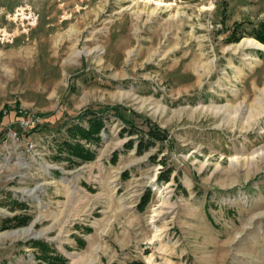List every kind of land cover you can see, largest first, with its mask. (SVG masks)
<instances>
[{"label":"rangeland","instance_id":"374dc122","mask_svg":"<svg viewBox=\"0 0 264 264\" xmlns=\"http://www.w3.org/2000/svg\"><path fill=\"white\" fill-rule=\"evenodd\" d=\"M262 23L264 0H0V264H49L33 241L66 264H264ZM114 105L166 140L125 148ZM85 110L106 129L71 162Z\"/></svg>","mask_w":264,"mask_h":264},{"label":"trees","instance_id":"16d2710c","mask_svg":"<svg viewBox=\"0 0 264 264\" xmlns=\"http://www.w3.org/2000/svg\"><path fill=\"white\" fill-rule=\"evenodd\" d=\"M258 41L264 44V24L262 23L259 28L254 29L252 33ZM243 35L236 36L233 35L230 38V42H238L241 40ZM113 109L115 113L122 120L123 125L120 129L122 136H128L129 139L125 143V148H133L137 150V153L142 154L146 150H149L158 141L164 142L167 138V132L160 128L159 126L152 125L148 129H141L134 124L133 120H128L119 111L120 106L114 105L107 107ZM4 111H0V116H3ZM106 115L102 111L85 110L82 111L77 118H75L74 123L69 125L67 128V137L60 142L59 152L66 151L67 159L71 162L73 160L79 159L81 161H90L96 158V151L91 147H87L82 143V140L86 142H100L102 140V131L106 129ZM87 120L88 125H84L83 121ZM117 152L113 156V160L117 159ZM172 170H168L167 173L159 175L158 179L160 181L168 182L171 178ZM150 195L144 198L141 206L144 207L148 203ZM33 246H39L45 252L43 257L45 261L49 264H66L67 259L63 258L60 254H55L53 256L48 255L49 246L43 241H33ZM138 264H140L138 262Z\"/></svg>","mask_w":264,"mask_h":264},{"label":"built area","instance_id":"2783aa9c","mask_svg":"<svg viewBox=\"0 0 264 264\" xmlns=\"http://www.w3.org/2000/svg\"><path fill=\"white\" fill-rule=\"evenodd\" d=\"M41 122V118L36 117L32 111L20 108L12 121L6 124V128L8 129V133L13 134L18 140L22 138L21 140L24 142L27 150H32L35 147V143L31 140L25 141L23 134L36 133L40 128Z\"/></svg>","mask_w":264,"mask_h":264},{"label":"bare ground","instance_id":"6f19581e","mask_svg":"<svg viewBox=\"0 0 264 264\" xmlns=\"http://www.w3.org/2000/svg\"><path fill=\"white\" fill-rule=\"evenodd\" d=\"M250 40H245L244 42H241L240 44L241 45H245V44H247L248 42H249ZM257 45H259V46H261V47H264V45L263 44H261L260 42H257V41H254ZM249 44V43H248ZM240 45V46H241ZM221 109H219L218 111H220ZM23 232H24V234H28V235H31L32 234V232H33V226H31V227H29V228H27V229H24L23 230Z\"/></svg>","mask_w":264,"mask_h":264}]
</instances>
